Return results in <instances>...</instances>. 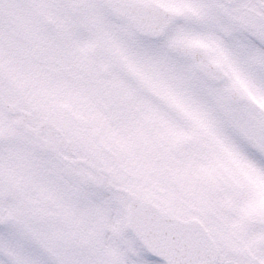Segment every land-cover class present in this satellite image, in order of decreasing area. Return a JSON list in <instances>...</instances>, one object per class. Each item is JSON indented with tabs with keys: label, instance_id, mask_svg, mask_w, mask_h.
I'll return each mask as SVG.
<instances>
[{
	"label": "snow or ice",
	"instance_id": "snow-or-ice-1",
	"mask_svg": "<svg viewBox=\"0 0 264 264\" xmlns=\"http://www.w3.org/2000/svg\"><path fill=\"white\" fill-rule=\"evenodd\" d=\"M0 264H264V0H0Z\"/></svg>",
	"mask_w": 264,
	"mask_h": 264
}]
</instances>
